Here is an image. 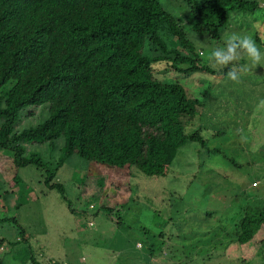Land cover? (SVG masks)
<instances>
[{"label":"rangeland","instance_id":"1","mask_svg":"<svg viewBox=\"0 0 264 264\" xmlns=\"http://www.w3.org/2000/svg\"><path fill=\"white\" fill-rule=\"evenodd\" d=\"M158 1L178 20L200 62L216 70L180 79L187 93L203 103L196 108L202 114L185 128L199 127L203 145L179 147L162 176L73 154L52 179L61 185L63 198L44 186L43 174L32 165L20 167L19 181L11 182V153L0 149V201L5 207L0 206V238L14 244L3 264H264V251L252 256L250 249L240 258L232 252L237 243L230 241L246 206L264 207V58L256 67L247 58L233 62L251 68L239 83L227 77L233 64L214 67L212 59L213 50L224 48L231 34L250 36L264 53V0H258L252 14H232L216 41L191 30L184 2ZM170 45L178 47L172 39ZM46 114L45 105L25 106L13 130L34 126ZM61 144V138L51 145L26 143L25 150L54 161Z\"/></svg>","mask_w":264,"mask_h":264},{"label":"trees","instance_id":"2","mask_svg":"<svg viewBox=\"0 0 264 264\" xmlns=\"http://www.w3.org/2000/svg\"><path fill=\"white\" fill-rule=\"evenodd\" d=\"M181 1L191 30L214 41L232 14L258 9V0ZM171 39L177 48L169 46ZM195 73L216 70L200 62L178 20L158 0H0V149L11 153V182L19 181L20 167L32 165L44 186L63 198L52 179L73 154L145 176L166 174L179 147L204 143L199 127L185 129L202 114L196 108L203 103L183 83ZM31 105H45L46 117L14 131L18 112ZM57 138V160L25 150L26 143L51 145ZM260 230L264 207L247 205L230 241L252 256L262 253ZM1 244L3 264L14 244L2 237Z\"/></svg>","mask_w":264,"mask_h":264},{"label":"clouds","instance_id":"3","mask_svg":"<svg viewBox=\"0 0 264 264\" xmlns=\"http://www.w3.org/2000/svg\"><path fill=\"white\" fill-rule=\"evenodd\" d=\"M242 58H247L255 67L258 65L261 66L262 58H264V53L257 48L255 42L248 35L239 36L231 34L225 40L224 48H216L212 52L214 67L222 66L228 68V65ZM250 71L251 68L247 64L239 67L233 64L227 70V77L233 82L239 83L240 75ZM261 104L264 105V101H261Z\"/></svg>","mask_w":264,"mask_h":264},{"label":"crops","instance_id":"4","mask_svg":"<svg viewBox=\"0 0 264 264\" xmlns=\"http://www.w3.org/2000/svg\"><path fill=\"white\" fill-rule=\"evenodd\" d=\"M233 251H234L235 254L237 252V256L238 257L243 256V255H245L244 253H247L248 252L247 250H245V246L244 245H237V250H236V248H233L232 249V252Z\"/></svg>","mask_w":264,"mask_h":264}]
</instances>
